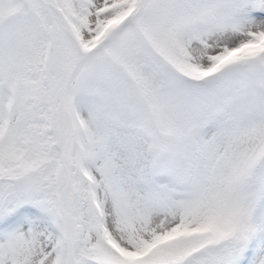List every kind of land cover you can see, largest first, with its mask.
<instances>
[{"label":"snow or ice","instance_id":"1","mask_svg":"<svg viewBox=\"0 0 264 264\" xmlns=\"http://www.w3.org/2000/svg\"><path fill=\"white\" fill-rule=\"evenodd\" d=\"M0 264H264V0H0Z\"/></svg>","mask_w":264,"mask_h":264}]
</instances>
